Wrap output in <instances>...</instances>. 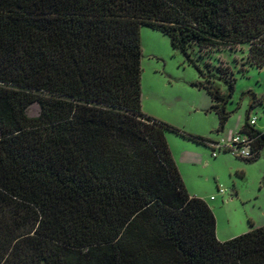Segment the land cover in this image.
<instances>
[{
  "label": "trees",
  "instance_id": "obj_1",
  "mask_svg": "<svg viewBox=\"0 0 264 264\" xmlns=\"http://www.w3.org/2000/svg\"><path fill=\"white\" fill-rule=\"evenodd\" d=\"M141 27L198 73L221 131L232 73L197 62L247 45L238 71L261 68L264 0H0V264H264V226L216 239L166 134L208 140L141 112ZM249 94L245 163L264 148Z\"/></svg>",
  "mask_w": 264,
  "mask_h": 264
},
{
  "label": "rangeland",
  "instance_id": "obj_2",
  "mask_svg": "<svg viewBox=\"0 0 264 264\" xmlns=\"http://www.w3.org/2000/svg\"><path fill=\"white\" fill-rule=\"evenodd\" d=\"M139 38L141 112L209 142L208 148L173 133L166 134V139L172 140L171 156L177 159L186 191L203 200L211 209L220 237L229 232L231 225L234 228H249L250 220H256L259 216L257 208L264 200V148L256 161L245 163L228 151H217L213 158L210 146L224 144L239 132L252 103L249 93L254 95L256 101L248 117L254 116V129L264 132V65L261 68H247L243 73L238 71L246 68L247 45L238 46L233 52L226 49L204 54L197 62L201 68L204 63H209L215 75L217 67L221 65L228 67L232 73L233 91L225 104V111L230 116L222 130L217 132V116L209 112L211 102L204 90L194 86L203 82L198 73L184 62L179 52L171 49L168 38L159 32L141 27ZM195 51L193 57L198 58ZM213 85L226 94L223 78L216 76ZM38 112L36 104L26 110L28 117H35ZM178 152L185 154L186 158L188 155L191 163L182 162ZM220 189L225 193L220 194Z\"/></svg>",
  "mask_w": 264,
  "mask_h": 264
},
{
  "label": "built area",
  "instance_id": "obj_3",
  "mask_svg": "<svg viewBox=\"0 0 264 264\" xmlns=\"http://www.w3.org/2000/svg\"><path fill=\"white\" fill-rule=\"evenodd\" d=\"M255 124L256 118L254 116L249 117L248 125L255 126ZM252 143L253 138H250V136L245 135L244 133L238 132L235 136H232L231 139H229V141L224 144L216 143L211 145V156L215 158L217 151H228L237 158L247 159L250 158L252 155ZM219 193L223 194L225 193V191L220 189Z\"/></svg>",
  "mask_w": 264,
  "mask_h": 264
},
{
  "label": "crops",
  "instance_id": "obj_4",
  "mask_svg": "<svg viewBox=\"0 0 264 264\" xmlns=\"http://www.w3.org/2000/svg\"><path fill=\"white\" fill-rule=\"evenodd\" d=\"M170 80V79H169ZM208 96V95H207ZM209 98V97H208ZM209 100H210V98H209ZM167 140V144H168V148L170 149V153L172 154V152H171V150H172V147H171V145H170V142L172 141V140H169V139H166ZM178 156H180V160L182 161V162H185V161H189V159H191V158H188V155H187V158L185 157V154H180V152H178ZM177 156V157H178ZM172 158H173V160H174V163H175V165H176V167H177V169H179V167H178V165H177V159H175V157H174V155H172ZM192 160V159H191ZM189 163H191L190 161H189ZM179 172V171H178ZM236 196H237V193H236ZM195 197V196H194ZM239 198V197H238ZM237 198V200H239ZM257 211H258V217L256 218V220H250V225H252V227H254V228H258V227H262V226H264V200H262V202H261V205L260 206H258V208H257ZM217 228V227H216ZM216 230L217 229H215V235H216V239L218 240V241H220V242H223V241H226V240H229V239H232V238H234V237H236V236H238L239 234H241V233H244V232H247L248 230H249V228L247 227V229H243V228H234V226L233 225H231L230 226V228H229V232H227L226 231V233H224V234H222L221 235V237L217 234V232H216ZM221 232V231H220Z\"/></svg>",
  "mask_w": 264,
  "mask_h": 264
}]
</instances>
